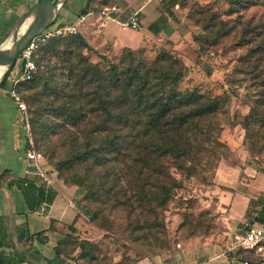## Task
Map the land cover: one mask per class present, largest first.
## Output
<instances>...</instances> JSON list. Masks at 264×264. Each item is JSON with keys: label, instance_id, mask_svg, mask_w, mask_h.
<instances>
[{"label": "trees", "instance_id": "obj_1", "mask_svg": "<svg viewBox=\"0 0 264 264\" xmlns=\"http://www.w3.org/2000/svg\"><path fill=\"white\" fill-rule=\"evenodd\" d=\"M259 2L264 3V0H235L234 3L246 8ZM83 11L86 12V7ZM217 15L216 12L211 13L205 26L212 29L214 39L232 27L227 28L224 20H215ZM246 23L240 34L245 44L252 43L244 56L248 66L246 72L260 83V89L240 121L244 130L240 145L246 150V156L251 157L252 160L248 161L261 164L264 160V19L254 23L252 20L239 21L240 25ZM56 42L49 40L36 50V73L32 79L21 82L31 91L25 99L28 102L30 99V104L34 99L33 107L29 105L32 128L44 129L51 123H59L85 134L84 147L71 151L55 164L60 173L64 168L73 171L80 166L87 171L88 160L96 163V167H89L94 171L107 162L108 155L114 157L105 174H94L86 189L83 178L72 173L68 179L60 177L71 186L76 185L75 192L84 189V194H78V199L90 211L91 221L98 218L99 209L97 206L93 209L89 202L106 204L116 201L134 206L139 213L130 224V233L138 232L144 238L148 233L155 238L152 237L154 244L140 247L139 251L168 249L180 239L169 242V239L159 236L165 227L162 216L172 200L190 201L191 198L188 200L178 195L184 182L210 181L205 184L210 187L220 161L240 163L239 154H236L238 149L221 138L215 123L224 113L228 101L226 94L209 96L198 88L181 89L179 85L185 76V65L167 51L147 60L142 53L148 43L137 49L103 53L93 47L83 34L66 38L64 48L55 47ZM83 51L93 52L101 59L113 54L115 61L101 68L98 62L89 61ZM53 55L62 62L58 75L49 69L48 63ZM43 61L45 65L41 68L40 62ZM14 65L1 80L0 88L5 85ZM39 79L44 80L41 87L42 91L48 89V98L32 94ZM14 89H21L19 83ZM52 119L56 122H51ZM14 183L10 181L8 185ZM17 184L23 186L20 182ZM186 191L184 194H189L190 189L186 188ZM211 199L212 210H204L196 216L182 211L179 228L187 232L182 237L203 235L207 240L213 217L221 219L224 230H227L222 216L216 211V199ZM245 219L264 223L262 203L250 200ZM42 233L28 235L26 241L30 245L34 239L43 241ZM13 248L8 220L0 215V264H19L26 260L25 256L10 252ZM54 251L57 258L72 264H101L98 261L99 242L81 237L73 224L64 227L63 236L54 246ZM233 255L258 264L247 252L237 251ZM140 259H135L133 264ZM111 264L126 263L120 260Z\"/></svg>", "mask_w": 264, "mask_h": 264}, {"label": "rangeland", "instance_id": "obj_2", "mask_svg": "<svg viewBox=\"0 0 264 264\" xmlns=\"http://www.w3.org/2000/svg\"><path fill=\"white\" fill-rule=\"evenodd\" d=\"M10 4H15L13 0ZM27 6L24 8V14L31 8L36 0H25ZM56 1V0H55ZM68 0L65 1V3ZM83 0H70L72 3L68 10V5L62 6L53 24L49 30H53L59 26H75V32L66 30L56 36L46 38L45 40L37 41V49L44 46L49 40L56 42L55 47L64 48V40L72 35L82 34L79 29V18L76 15L78 6ZM235 0H151L148 8L155 7L161 14V25L164 24L168 28L166 33L155 37L151 43L143 50L142 56L147 60H153L158 53L167 51L179 58L185 65L186 71L183 80L180 83V88H198L200 92L209 96L226 94L228 101L225 105L224 113L219 115V119L215 122L220 131L221 138L228 141L232 148L241 149L242 152L236 153L239 156H245L248 160L251 157L246 156V150L240 145L244 130L241 128L240 121L242 117L248 112L249 106L253 103V98L259 95V84L252 79V75L248 74V66L244 61V56L247 54L252 43L245 44L244 40L240 38L242 27H246L247 23L240 25L239 21L247 22L252 20V23L264 19V3L259 2L256 5L241 8L234 3ZM233 8V9H231ZM235 8V9H234ZM67 9V10H65ZM234 11V12H233ZM216 12L218 15L215 20H224L225 25L229 31L221 35L218 39H214V32L212 29H206V24L209 20V15ZM78 19V20H77ZM149 19V18H148ZM146 17L144 23H149ZM15 21V20H14ZM78 23V25H77ZM219 24L216 25L218 27ZM234 26V27H233ZM131 34L130 31L122 32L125 37ZM35 50V54H36ZM87 59L93 63L98 62L101 68H106L113 59V54L108 55L104 59L94 54L93 52H84ZM118 55V54H117ZM44 62V61H43ZM40 62L41 68L45 62ZM49 69L55 74H60L62 62L61 59L54 55L50 57ZM20 61H16L13 69L10 71L5 85L0 88V215L8 217L14 209V195L11 194L8 185L10 181H14L13 185L18 186L20 177L23 176L26 153L33 144L34 148L42 155L40 160L49 172L55 173L56 177L60 179L64 185L71 186L68 181H64L60 176L70 178L72 175L83 178L85 180V189L91 181V177L95 175H103L106 172L108 164L112 162L114 157L108 155L107 162L96 170L89 169L90 165L96 167V163L88 160L87 171L82 167L72 170L66 168L62 173L58 172L55 164L65 158L76 149H82L84 146V133H79L76 128L63 126L59 123H51V126H45L44 129L32 128L30 124V107L34 105L25 99L30 96V90L25 87L24 83L18 82L20 90L16 91L20 100L25 105V110H21L9 91L15 88L14 81L19 78ZM210 75H209V74ZM41 81V82H40ZM44 80H40L36 85L34 92L35 96H40L42 99L48 98V89L42 91L41 85ZM257 91V92H256ZM40 92V93H39ZM38 93V94H37ZM45 95L46 97H43ZM51 99V98H49ZM264 108V105H263ZM51 122H56L54 119ZM237 152V151H236ZM235 154V153H232ZM264 156V155H263ZM233 158L235 156L233 155ZM62 167V166H61ZM72 173V175H71ZM212 174V173H211ZM87 175V178L85 177ZM211 176V175H210ZM210 181L203 183L202 181L184 182V187L178 190V195L184 198H191L190 201L172 200L163 214L165 227L161 229L158 234L164 240L167 238L172 242L175 238H179V242L175 245H169L168 249H153L146 248L145 252L139 251L140 247L154 244V239L148 235L144 238L140 233H130V224L134 218L138 216L139 210L133 208L134 206L119 204L114 201L111 203L98 202L90 203V206L98 207L99 215L95 221H89L94 227L95 234H87L84 238L99 242L98 261L101 264H111L112 262L122 261L126 264H133L135 259L149 257L155 254H173L176 251L183 249V244L195 240L196 242H206L207 246L217 245L218 251H223L229 244V237L231 231L224 230L222 220L213 217L211 221V228L208 230V239L205 236H190L182 237L186 232L179 228L182 222V211L186 210L192 212L194 216L204 210L211 209L213 201L205 194H212L209 186L205 185ZM75 189L77 188L74 185ZM187 189H190L189 194H184ZM77 191V190H76ZM187 192V191H186ZM84 194L82 191L75 192ZM212 212V211H211ZM213 213V212H212ZM211 213V214H212ZM186 222V219H185ZM16 242L18 239L14 238ZM15 253V250H10ZM199 253H195L198 255ZM224 259V261H222ZM133 260V261H132ZM80 264H84L81 262ZM214 264H243L240 259H232L229 262L226 257L218 259Z\"/></svg>", "mask_w": 264, "mask_h": 264}, {"label": "crops", "instance_id": "obj_3", "mask_svg": "<svg viewBox=\"0 0 264 264\" xmlns=\"http://www.w3.org/2000/svg\"><path fill=\"white\" fill-rule=\"evenodd\" d=\"M0 0V42L8 35L15 23L24 14L27 6L25 0ZM68 0V10L72 5ZM151 0H83L75 12L79 18L80 31L88 42L103 53L119 52L123 49H137L144 43H150L155 37L166 33L168 28L161 25V14L155 7L148 8ZM158 1V0H157ZM63 6V7H64ZM116 6L118 11L112 13L113 19H100L97 13L104 7ZM86 7V12H84ZM65 9V10H67ZM62 10V9H61ZM60 10V11H61ZM138 11L142 21L139 31L123 26L127 17ZM89 12L94 15L89 16ZM146 17L149 23H144ZM77 19V20H78ZM15 20V21H14ZM124 31L131 34L123 37ZM242 152L241 149L238 153ZM240 163L232 164L220 161L214 171L213 185L209 188L212 194H205L215 198L216 211L222 216L228 230L233 232L245 221V212L250 200L262 203L264 206V160L255 164L245 156H239ZM42 174L38 169L28 164L26 160L23 176L18 188L12 185L11 194L14 195V209L8 215V226L14 238L16 256H25L26 260L19 264H72L62 258H57L54 246L61 239L64 227L73 224L77 234L81 237L95 234L91 229L93 224L87 223L90 211L79 201L74 186H66L55 173L49 172L42 163ZM27 171V172H26ZM43 232V241L34 239L30 245L26 237ZM206 242L188 241L183 249L173 254H155L138 260L135 264H214L223 257L229 262L240 259L237 255L223 254L217 250V245L207 246ZM195 253H199L195 255ZM243 261V259H240ZM224 261V259H222ZM243 264L244 261H243ZM251 264V263H248Z\"/></svg>", "mask_w": 264, "mask_h": 264}, {"label": "built area", "instance_id": "obj_4", "mask_svg": "<svg viewBox=\"0 0 264 264\" xmlns=\"http://www.w3.org/2000/svg\"><path fill=\"white\" fill-rule=\"evenodd\" d=\"M161 1V0H158ZM116 6L104 7L98 13L97 16L100 19L108 20L113 19L112 13L118 11ZM89 16L94 15V12H89ZM123 26L129 27L132 30L139 31L142 27L141 17L138 11L132 12L127 19L122 22ZM66 30L75 32V26H59L53 30H49V27L44 30L39 36L32 39L28 45L21 51L17 58V62L20 61V74L19 78L14 81V84L18 82L28 81L33 78L36 73L37 65L35 62V50L37 48V41L45 40L46 38L56 36ZM11 97L15 99L19 108L25 110L24 103L20 100L15 89L12 88L9 91ZM42 155L37 151L33 144H30L26 153V160L28 164L35 166L42 174L40 160ZM27 172V171H26ZM237 251H244L249 253L258 264H264V223L243 221L242 225L236 230L231 232L229 237V244L223 250V254H234ZM248 264V261H244Z\"/></svg>", "mask_w": 264, "mask_h": 264}, {"label": "water", "instance_id": "obj_5", "mask_svg": "<svg viewBox=\"0 0 264 264\" xmlns=\"http://www.w3.org/2000/svg\"><path fill=\"white\" fill-rule=\"evenodd\" d=\"M66 0H36L0 42V82L28 43L50 27Z\"/></svg>", "mask_w": 264, "mask_h": 264}, {"label": "bare ground", "instance_id": "obj_6", "mask_svg": "<svg viewBox=\"0 0 264 264\" xmlns=\"http://www.w3.org/2000/svg\"><path fill=\"white\" fill-rule=\"evenodd\" d=\"M2 71H3V67L1 66V67H0V77H1V75H2Z\"/></svg>", "mask_w": 264, "mask_h": 264}]
</instances>
